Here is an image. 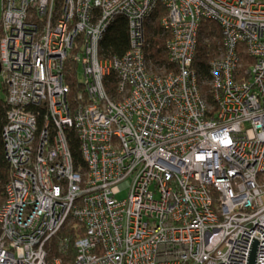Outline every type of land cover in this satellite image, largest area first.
I'll list each match as a JSON object with an SVG mask.
<instances>
[{
	"label": "built area",
	"instance_id": "built-area-1",
	"mask_svg": "<svg viewBox=\"0 0 264 264\" xmlns=\"http://www.w3.org/2000/svg\"><path fill=\"white\" fill-rule=\"evenodd\" d=\"M157 5L166 9L170 69L153 73L146 23ZM0 6L9 107L1 139L11 172L0 264H247L255 242V264H264V0ZM120 15L129 49L104 58L99 43ZM201 20L222 35L210 100L192 69ZM240 49L253 60L244 81ZM68 62L77 76L81 69L71 98ZM111 73L116 99L105 85Z\"/></svg>",
	"mask_w": 264,
	"mask_h": 264
},
{
	"label": "trees",
	"instance_id": "trees-1",
	"mask_svg": "<svg viewBox=\"0 0 264 264\" xmlns=\"http://www.w3.org/2000/svg\"><path fill=\"white\" fill-rule=\"evenodd\" d=\"M154 13L149 17L146 23V42L148 46L145 49L146 57L149 64L152 66V72L161 66H165L168 70L170 66L166 63V55L164 53L165 43L167 34L160 27V18L166 13V9L157 5ZM199 42L197 43L195 54L192 61V69L197 75V84L200 87L201 94L205 95L210 100L209 91L210 86V73L209 68L212 59L217 55V47L221 42V31L217 24L213 21L201 20L199 23ZM1 30V29H0ZM100 54L104 58L118 57L124 55L129 49V32H128V20L122 15L114 18L112 24L106 30L102 40L100 41ZM240 59L242 61V67L237 71L236 79L244 81L248 79L245 70L253 62L247 56L242 55L240 49ZM168 67V68H167ZM77 69L74 64H66L64 78L71 87V94L75 95V87L78 81ZM154 73V72H153ZM106 89L108 90L111 98H118L117 90L115 89L116 77L115 74L111 73L106 82ZM6 87L3 82L0 81V206L3 204L5 199L4 189L6 183L10 179L11 172L9 166L4 158L3 140L1 139V133L6 124V113L9 109L6 104ZM66 136H68L69 147L72 153V157L75 162H81L78 139L74 129H68ZM69 236L67 230L61 231L59 237Z\"/></svg>",
	"mask_w": 264,
	"mask_h": 264
},
{
	"label": "water",
	"instance_id": "water-1",
	"mask_svg": "<svg viewBox=\"0 0 264 264\" xmlns=\"http://www.w3.org/2000/svg\"><path fill=\"white\" fill-rule=\"evenodd\" d=\"M256 242L254 243L252 249H251V253H250V256L248 258V261H247V264H255V257H256Z\"/></svg>",
	"mask_w": 264,
	"mask_h": 264
},
{
	"label": "rangeland",
	"instance_id": "rangeland-1",
	"mask_svg": "<svg viewBox=\"0 0 264 264\" xmlns=\"http://www.w3.org/2000/svg\"><path fill=\"white\" fill-rule=\"evenodd\" d=\"M0 8H1V6H0ZM0 18H1V14H0ZM78 79L81 80V69L78 70ZM125 195H126V192L124 191L118 197L121 198V197H124Z\"/></svg>",
	"mask_w": 264,
	"mask_h": 264
}]
</instances>
